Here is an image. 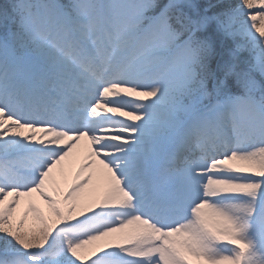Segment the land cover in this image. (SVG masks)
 <instances>
[{
    "label": "snow or ice",
    "instance_id": "6c2138e0",
    "mask_svg": "<svg viewBox=\"0 0 264 264\" xmlns=\"http://www.w3.org/2000/svg\"><path fill=\"white\" fill-rule=\"evenodd\" d=\"M0 264H264V0H0Z\"/></svg>",
    "mask_w": 264,
    "mask_h": 264
},
{
    "label": "rangeland",
    "instance_id": "374dc122",
    "mask_svg": "<svg viewBox=\"0 0 264 264\" xmlns=\"http://www.w3.org/2000/svg\"><path fill=\"white\" fill-rule=\"evenodd\" d=\"M84 148H85V142L82 141L81 144L76 149H74L73 155L67 158L66 161L63 162L62 166H57V168L54 169V172H53V178L55 181L54 186L57 188L59 192L61 193L64 192L67 189L68 185L71 183L75 170L78 167L79 158L83 155ZM32 199H33V202H35L38 206H40L44 210L45 214L47 215V208L43 204V201H41L39 197L35 196V194ZM26 203H27V199L25 200V204ZM23 206L24 205L22 204V207ZM28 222L29 224H31L32 222L31 213H29Z\"/></svg>",
    "mask_w": 264,
    "mask_h": 264
}]
</instances>
